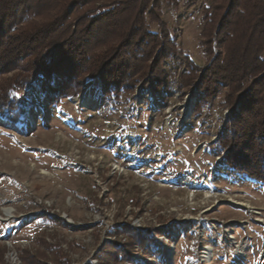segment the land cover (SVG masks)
<instances>
[{"label":"rangeland","instance_id":"obj_1","mask_svg":"<svg viewBox=\"0 0 264 264\" xmlns=\"http://www.w3.org/2000/svg\"><path fill=\"white\" fill-rule=\"evenodd\" d=\"M208 4L163 7L178 45L162 62L167 90L140 80L108 97L87 78L75 96L35 80L12 92L27 104L17 120L0 111V264H264V182L215 148L232 116L225 88L195 113L198 89L179 88L185 57L212 58L200 42Z\"/></svg>","mask_w":264,"mask_h":264},{"label":"trees","instance_id":"obj_2","mask_svg":"<svg viewBox=\"0 0 264 264\" xmlns=\"http://www.w3.org/2000/svg\"><path fill=\"white\" fill-rule=\"evenodd\" d=\"M208 1L200 42L212 58L200 67L185 57L179 88L183 94L198 89L194 113L225 88L221 104L232 116L215 148L235 172L264 182V0ZM177 5L178 0H0V111L9 108L17 120L27 101L12 92L34 80L45 92L64 96L78 95L87 78L108 97L132 93L140 80L143 89L167 90L162 62L178 45L163 21V7ZM127 233L140 237L132 228ZM123 257L131 255L124 250Z\"/></svg>","mask_w":264,"mask_h":264},{"label":"bare ground","instance_id":"obj_3","mask_svg":"<svg viewBox=\"0 0 264 264\" xmlns=\"http://www.w3.org/2000/svg\"><path fill=\"white\" fill-rule=\"evenodd\" d=\"M237 205H239V204H237ZM68 221H69V220H68ZM255 221L263 222V219H261V218H256ZM241 245H242V244H239V246H238L239 249H242V246H241ZM206 250H207V253H208L209 255H211V253H212V247H211V246H208V247H206Z\"/></svg>","mask_w":264,"mask_h":264}]
</instances>
